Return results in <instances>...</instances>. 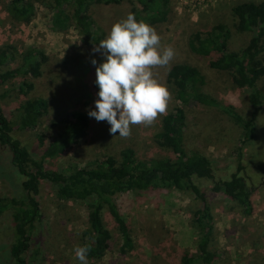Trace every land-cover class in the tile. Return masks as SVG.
<instances>
[{"label":"rangeland","instance_id":"rangeland-1","mask_svg":"<svg viewBox=\"0 0 264 264\" xmlns=\"http://www.w3.org/2000/svg\"><path fill=\"white\" fill-rule=\"evenodd\" d=\"M8 1L0 0V47L11 45L19 53L29 46H36L47 55L43 74L31 80L35 84L32 95L48 99V114L37 130L15 126L12 131V135L26 145L32 156L43 165L50 168L67 166L71 162L89 165L108 155L118 158L120 151L127 147L134 149L142 160L169 156V150L157 143L156 133L160 130L162 116L180 105L166 79L169 68L178 62L197 66L205 75L204 89L207 92L219 101L233 105L241 114L250 115L246 90L233 82L231 73L211 68L209 57L193 52L189 46L193 33L204 35L214 25L224 23L231 30L229 49L245 47L250 33L236 29L232 7L249 0H208L199 6L191 4L190 0H170L168 20L151 25L161 37V46H171L175 52L169 66L152 68L155 78L169 91L166 111L150 125H131L127 137L110 134V125L106 121L97 122L89 118L88 134L81 144L73 145L61 157L45 159L37 145L36 133L55 135L58 123L64 117L75 111L86 113L87 107H94L98 89L94 84L95 66L91 61L95 59L99 64L103 58L94 51L98 43L84 44L74 28L56 31L50 27L47 0L36 3L35 15L28 23L9 16L5 9ZM133 7L140 8V4L135 0H123L117 4H92L88 12L104 30L105 38L111 26L126 18ZM13 65L8 64L0 70V75ZM20 82L21 78L0 76L1 103L14 124L18 123L17 106L23 99L18 91ZM258 86L264 95V78L259 80ZM183 109L186 146L211 159L217 179L227 178L235 170L236 154L241 147L238 140L241 127L218 108L190 102ZM241 148L245 167L242 175L254 188L255 211L252 215L244 214L238 203L225 194L213 192L209 180L199 181L207 191L215 219L213 248L218 254L215 264H264V107L249 143ZM8 158L9 152L0 150V172L3 173L0 176V198H21L25 195L22 187L24 177ZM38 198L43 214V221L36 229L40 235L37 244L40 248L39 263L78 264L72 250L84 242L83 233L88 226L85 205L59 199L55 187L45 180L40 184ZM116 200L129 224L135 247L128 253L120 251V234L113 219L104 212V222L112 235L110 247L101 258H88V264H182V253L187 250L196 252L192 216L198 204L191 191L171 188L140 195L125 193L118 195ZM11 223V211L0 216V253L14 241ZM2 261L0 256V263Z\"/></svg>","mask_w":264,"mask_h":264},{"label":"trees","instance_id":"trees-1","mask_svg":"<svg viewBox=\"0 0 264 264\" xmlns=\"http://www.w3.org/2000/svg\"><path fill=\"white\" fill-rule=\"evenodd\" d=\"M42 0H9L5 9L9 16L19 22L28 23L36 11V3ZM50 8L49 25L53 30L66 31L74 28L84 44H97L104 38V30L88 10L92 4H117L123 0H47ZM140 8L133 7L131 13L137 20L157 24L168 20L170 0H135ZM238 31L249 32L250 39L240 50H231L228 40L231 30L224 23L214 25L210 30L193 33L189 39L191 50L209 57L208 65L216 70L228 71L233 82L244 88L251 106L249 116L238 112L233 105L219 101L204 89L205 75L200 69L186 62L174 63L167 72L174 96L180 103L162 116L156 140L169 150V156L149 161L139 159L134 149L127 147L119 157L108 155L96 159L89 165L71 162L67 166L50 168L34 158L26 145L12 135L19 129L37 130L43 117L48 114L49 101L43 96H33L35 84L32 78L43 74L45 52L29 46L17 52L11 45L0 47V70L8 64L11 68L1 73L2 77L21 78L18 86L22 102L17 106L18 123L9 119L1 103L0 94V150H7L11 164L23 175L22 187L25 195L9 199L0 198V216L11 211L13 243L0 253V264H42L39 263V249L36 229L43 221L39 191L43 180L50 182L56 196L64 201H74L87 209V228L82 246H88V258H101L110 247L112 235L104 222V212L113 219L120 234V251L128 253L135 247L129 224L122 216L116 197L125 193L140 195L151 190L176 188L189 190L197 201L192 224L195 230L196 252L182 253V264H215L217 252L213 248L215 219L207 191L199 181L209 180L211 190L223 193L236 201L246 215L255 211L254 188L242 175V148L246 146L256 129V121L264 107V95L258 86L264 78V0L244 1L232 7ZM190 102L206 107L218 108L241 127V147L236 154L235 170L227 178H216L211 159L198 150L186 146V115L183 106ZM55 135L47 136L38 131L37 145L45 159L65 155L75 144H81L88 134L90 120L84 111H75L59 121ZM0 176L3 173L0 172ZM35 247V248H34Z\"/></svg>","mask_w":264,"mask_h":264},{"label":"clouds","instance_id":"clouds-1","mask_svg":"<svg viewBox=\"0 0 264 264\" xmlns=\"http://www.w3.org/2000/svg\"><path fill=\"white\" fill-rule=\"evenodd\" d=\"M94 51L103 59L99 64L91 61L98 91L94 107L86 108L89 118L106 121L110 134L127 137L131 125H150L166 111L169 91L152 68L169 66L175 52L171 46H161V37L151 25L129 13L111 26ZM72 251L78 264H88V246H75Z\"/></svg>","mask_w":264,"mask_h":264},{"label":"built area","instance_id":"built-area-1","mask_svg":"<svg viewBox=\"0 0 264 264\" xmlns=\"http://www.w3.org/2000/svg\"><path fill=\"white\" fill-rule=\"evenodd\" d=\"M185 2H189V0H183ZM191 1V4H196L197 6L201 5V4H204L206 1L208 0H190Z\"/></svg>","mask_w":264,"mask_h":264}]
</instances>
